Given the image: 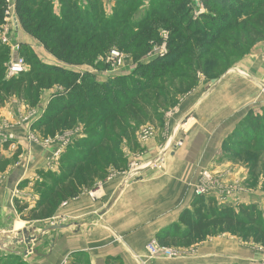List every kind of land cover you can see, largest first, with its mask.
I'll return each instance as SVG.
<instances>
[{"label": "trees", "instance_id": "trees-1", "mask_svg": "<svg viewBox=\"0 0 264 264\" xmlns=\"http://www.w3.org/2000/svg\"><path fill=\"white\" fill-rule=\"evenodd\" d=\"M197 1L204 10L198 15L193 0H114L107 15L102 0H15L18 27L59 64L43 62L30 44L20 43L19 55L31 67L6 78L9 49L0 45V105L12 95L36 105L42 89L57 84L32 126L54 136L80 123L85 134L65 148L58 172L38 173L50 182L36 184L39 199L26 214L27 206L14 200L23 220L53 216L62 201L103 180L109 167H125L122 144L136 147L139 126L161 123L163 111L178 104L199 75L221 76L264 40V0ZM4 11L0 0V24ZM161 29L168 31L167 52L143 62L152 45L161 43ZM113 48L137 63L130 74L101 79L94 71H76L82 66L101 71L106 63L100 58ZM232 130L228 154L251 152L256 158L264 152V106L249 111ZM190 206L156 234L160 245L187 247L216 233L242 230L244 238L264 245V211L257 204L220 206L213 196L200 195ZM22 257L6 252L0 264H17Z\"/></svg>", "mask_w": 264, "mask_h": 264}, {"label": "crops", "instance_id": "crops-1", "mask_svg": "<svg viewBox=\"0 0 264 264\" xmlns=\"http://www.w3.org/2000/svg\"><path fill=\"white\" fill-rule=\"evenodd\" d=\"M15 30L23 35L21 43H37L20 28ZM50 59L51 64L57 63ZM234 67L235 72L237 69L245 72L251 86L245 83L246 90L234 89L233 81L237 79L234 73L225 75L206 92L201 84L188 93L180 109L193 112L190 132H196V137L188 139L187 135L183 147L170 151L160 169L141 165L139 176L134 179L127 173L97 181L90 191L85 189L75 198L62 201L51 216L55 220L51 225H42L44 220L19 218L21 213L13 199L18 192L19 204L27 206L23 212L26 214L39 195L33 192V187L23 189L28 183L20 189L18 185L37 176L39 170L58 172L57 163L45 165L43 156L37 154L34 162L6 170L0 184V230H19L21 237L35 236L28 245L17 246L19 251L30 248L22 258L29 264H62L67 259L68 264H82L80 257L87 264H249L253 261L245 246H238L234 238L226 236L187 246L193 248L189 255L151 256L146 250L151 239L174 223L182 209L191 207L194 194L185 185L184 163L193 165L192 161L200 154L197 148L220 146L249 111L264 106V90L259 96L255 94L256 86L262 88L264 84V41L256 43ZM81 68L76 71H83ZM142 147L145 149L138 155L142 163H155L165 154L158 150L152 138ZM185 249L177 250L182 253ZM5 253L0 251V255ZM254 259L259 264L261 257Z\"/></svg>", "mask_w": 264, "mask_h": 264}, {"label": "rangeland", "instance_id": "rangeland-1", "mask_svg": "<svg viewBox=\"0 0 264 264\" xmlns=\"http://www.w3.org/2000/svg\"><path fill=\"white\" fill-rule=\"evenodd\" d=\"M193 2V10L195 12L199 4L197 0H193ZM102 3L105 13L107 15L111 14L110 11L114 2L110 4L109 2H107V0H102ZM56 10H58V7H56ZM12 22L13 21L11 13L7 19L5 18L4 23L0 24V35H5L7 37V40L9 41L7 44H1L3 46V51L6 50V48H8L10 51V45L16 46V43H21L23 35L21 32H17L15 30ZM165 31H161L162 37L163 32ZM30 45L32 46L33 51L40 60L46 63H50L49 60L51 61V56L47 54L42 45H40L39 43H33ZM25 55L26 52L23 53V56ZM135 63L136 62L132 59V57H129V55L121 52V55L116 56L115 59L112 60V66H110L111 68L105 71H97L98 76L102 79L104 78V76L109 77V75H128L135 67ZM26 64V70H28L31 66L30 63ZM235 64H232L230 67H228L227 70L218 77L206 79L205 77H203V75H199V80L195 87L202 84L204 85L202 91L206 92L209 86L218 84L225 75H231L235 73L237 79H234V84L232 85V87L236 90H246L247 86L245 83H248L249 86H251L250 79L241 69H237V71L235 72ZM88 68V66H82L81 69L86 70ZM263 85L262 88L259 85L256 86L255 94L257 96H259L264 90ZM57 88L59 87L56 84L51 88L42 89L36 105H31L28 99H26L27 101L25 100V97L23 99L15 95H12L7 100H5L3 104L0 105V184L2 182V179H4L5 177L6 170L13 169L17 166H24L26 163H29L31 161L34 162L37 154L43 156V162L45 161V165L53 164L54 162H56L59 168L60 157L61 154H63V152L65 151V148L71 145L73 140L79 139L85 135L80 123L73 125L72 128L60 130L56 134H54V136L48 135L42 130H38L32 126L42 116L43 112L46 109L47 102L56 92ZM188 93L182 95L178 99V104L163 111V118L161 123L154 120V122L148 121L147 123L139 126L136 131V147L134 149H131L126 144H122L121 147L123 148L124 156L126 158V166L121 168L119 167V169L109 167L105 178L109 175L119 176V174H122L124 176L128 173L129 178L132 177L131 179H134L135 177L139 176L138 168L141 167V165L142 167L144 165V167L147 168H149V166L154 167L158 170L164 165V160L169 156L170 151L175 150L179 147H183L182 144L184 140L188 138L187 135H189L188 139L196 137V132H193L192 134L190 132V129L193 127V112H188V110L186 111L184 109H180L181 103L183 102L182 100L186 98V95ZM260 108L257 110L253 109L251 111L260 112ZM33 109L38 110V114L34 115L35 118L33 117V119H27L29 113L34 111ZM148 127L150 128L151 134H149L146 138H142L141 130ZM149 138L153 139L155 146L158 147V150L161 153L162 150L163 154L165 153L160 160H158L157 162L155 161V163L152 165H148L149 162L142 163L141 158L138 156L143 153L145 148L142 146ZM229 141L230 137L228 135V137L223 143L220 144V146L214 145L212 147L209 146V148H197V150L200 151V154H198V156L192 161L193 165L184 163L182 168L183 176L185 178V185L187 188H190L193 191V194L195 188L204 187L206 193L203 196L205 197V199L213 196L217 201V205L220 206L231 205L233 207H237L241 203H254L258 205L259 209L264 211V152L260 153L256 158L255 155H253L251 152L239 156L230 155L228 154ZM209 152L213 154L211 157H207L208 155L206 156V154H209ZM40 171H42L43 173L45 172V170H39L38 173ZM25 181H27L28 184L27 186L25 185L26 187L24 188V185L22 184ZM25 181L19 184L18 188L20 189L23 187V189H26L29 187H33L34 193H37L38 191L36 189V184L41 182H45L46 184H48L50 182L47 176L39 174ZM90 189L91 187L88 188V191H90ZM18 194L19 193L17 192V195ZM17 195H15L13 201L16 198L18 199L19 195ZM195 196L196 194H194V197ZM19 218H21V215L19 216ZM65 219L66 217L63 218V220ZM43 222L42 225L45 226V224L51 225L55 222V220L49 217ZM242 232H244V230L235 234L216 233L215 235L213 234L212 236L207 237L206 240H212V238L214 237L225 236L226 238L228 237L230 239L234 238L238 246H245L249 250L248 252L252 254L253 261H250L249 264H258L257 260H255L254 257H261L259 264H264V245L259 242H252L249 236H245L246 238H244L243 235H241ZM198 243H203V241ZM173 248H175L176 252H178L177 249H180L182 247ZM185 248L187 249L183 250L182 253L179 251L180 253L178 252L177 255L182 256V254H191L190 252L193 248ZM67 260L68 263H70L69 259ZM80 261L82 264H87L84 257H80ZM17 264H29V262L26 259H21L17 260Z\"/></svg>", "mask_w": 264, "mask_h": 264}, {"label": "built area", "instance_id": "built-area-1", "mask_svg": "<svg viewBox=\"0 0 264 264\" xmlns=\"http://www.w3.org/2000/svg\"><path fill=\"white\" fill-rule=\"evenodd\" d=\"M3 1H5V11H4V16H6L5 18L7 19L10 16V14L12 13L13 27L17 28L18 22H17L16 16L14 15L15 0H3ZM53 1L55 2L56 0H53ZM104 1H106V0H104ZM107 2L112 4L114 2V0H107ZM203 11L204 10L202 9L201 5L199 4V6L195 10L194 14L198 15L199 13H201ZM162 30H164V29L160 30L161 43L160 44L154 43L152 45L151 49L146 53V55L142 59L143 62L152 60V59L157 58V57H161L162 55H164L167 52V41H166V39L168 36V32L164 30L165 32H163V37H162L161 36ZM8 42L9 41L7 40V37L5 35H0V45L1 44H7ZM10 46H11L10 51H9L10 56H9V59L7 60L8 62H6V65H5L6 66V68H5L6 78H11L12 76H17L19 73L25 72L26 66H27L25 60H23V58L19 55V49H20L19 43H16V46H12V45H10ZM118 55H121V52L118 49L113 48V49H110V51L107 53V55H105L104 57H101L100 59L104 60L106 63V67L104 69H102V71L103 70L105 71V70L111 68L110 66H112V60H114L115 57ZM136 64L137 63H135V65ZM87 70L97 72L96 70H93L92 68H88ZM83 71H86V70H83ZM104 77H108V76H104ZM40 108H38V109H40ZM33 110L34 111L29 113V115L27 116V119H33L34 115L38 114V110H36V109H33ZM141 132H142V138H146V137H148L149 134H151L149 127L143 128L141 130ZM152 164H154V162L153 163L149 162L148 165H152ZM205 193H206V191H205L204 187H202V188L197 187L194 190V194H196V196H200V195L203 196V195H205ZM146 250L151 256L152 255H154V256L155 255H162L164 257H173V256H176L178 253V252H176V249L173 247H169V246L165 247V246L160 245L156 238L151 239V241L146 245ZM62 264H68V262L65 260L62 262Z\"/></svg>", "mask_w": 264, "mask_h": 264}, {"label": "water", "instance_id": "water-1", "mask_svg": "<svg viewBox=\"0 0 264 264\" xmlns=\"http://www.w3.org/2000/svg\"><path fill=\"white\" fill-rule=\"evenodd\" d=\"M55 226H58L56 224H54ZM51 227V226H50ZM47 229V228H46ZM44 229V230H46ZM23 231L26 232V229H24ZM19 230L17 232H13V231H3L0 230V251L3 250L7 253H17L20 255H26L27 252L29 251L30 248H28L27 250L24 251H19L17 249L18 245H23V244H29V242H31V240L35 239L33 235L31 236H25V237H21L19 236ZM29 247V246H27Z\"/></svg>", "mask_w": 264, "mask_h": 264}, {"label": "bare ground", "instance_id": "bare-ground-1", "mask_svg": "<svg viewBox=\"0 0 264 264\" xmlns=\"http://www.w3.org/2000/svg\"><path fill=\"white\" fill-rule=\"evenodd\" d=\"M17 225L19 226L20 225V223H17ZM21 230H23V228H20Z\"/></svg>", "mask_w": 264, "mask_h": 264}]
</instances>
